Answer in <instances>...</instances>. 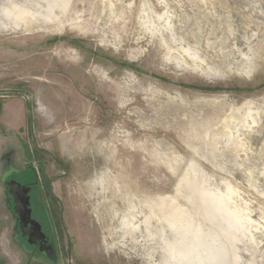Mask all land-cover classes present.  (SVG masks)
<instances>
[{
	"label": "rangeland",
	"instance_id": "obj_1",
	"mask_svg": "<svg viewBox=\"0 0 264 264\" xmlns=\"http://www.w3.org/2000/svg\"><path fill=\"white\" fill-rule=\"evenodd\" d=\"M5 158L56 264H264V0H0Z\"/></svg>",
	"mask_w": 264,
	"mask_h": 264
},
{
	"label": "flooded vegetation",
	"instance_id": "obj_2",
	"mask_svg": "<svg viewBox=\"0 0 264 264\" xmlns=\"http://www.w3.org/2000/svg\"><path fill=\"white\" fill-rule=\"evenodd\" d=\"M11 157L9 158V160ZM6 165L1 173L0 181L3 189V204L13 217V227L10 232V242L26 256L24 264H56L60 255L59 246L51 227V210L48 206L50 184H42L33 166L17 168L5 158ZM15 180L28 187L27 195L30 206V217L38 226L27 222L21 228L20 216L15 212L14 197L10 193L8 183ZM19 196V195H18ZM47 198V199H46ZM23 220V219H22ZM0 264H3L0 260Z\"/></svg>",
	"mask_w": 264,
	"mask_h": 264
},
{
	"label": "water",
	"instance_id": "obj_3",
	"mask_svg": "<svg viewBox=\"0 0 264 264\" xmlns=\"http://www.w3.org/2000/svg\"><path fill=\"white\" fill-rule=\"evenodd\" d=\"M8 186L10 193L14 197L15 212L20 216V218L23 219V220L21 219V223H20L21 228H23V226H25L27 222L31 223V225L33 224L38 226V223H36V221L31 219L30 217V206L27 195L28 187L22 185L21 183L15 180L10 181L8 183Z\"/></svg>",
	"mask_w": 264,
	"mask_h": 264
},
{
	"label": "bare ground",
	"instance_id": "obj_4",
	"mask_svg": "<svg viewBox=\"0 0 264 264\" xmlns=\"http://www.w3.org/2000/svg\"><path fill=\"white\" fill-rule=\"evenodd\" d=\"M50 2H51V1H50ZM57 4H58V3H57ZM29 13H31V12H29ZM32 14H33V13H32ZM32 14H31V15H32Z\"/></svg>",
	"mask_w": 264,
	"mask_h": 264
}]
</instances>
